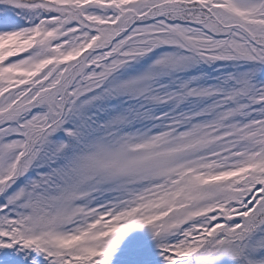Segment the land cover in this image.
Here are the masks:
<instances>
[{
	"label": "snow or ice",
	"instance_id": "obj_1",
	"mask_svg": "<svg viewBox=\"0 0 264 264\" xmlns=\"http://www.w3.org/2000/svg\"><path fill=\"white\" fill-rule=\"evenodd\" d=\"M0 264H264V0H0Z\"/></svg>",
	"mask_w": 264,
	"mask_h": 264
}]
</instances>
